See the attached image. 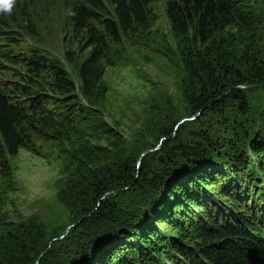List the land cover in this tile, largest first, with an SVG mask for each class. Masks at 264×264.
Here are the masks:
<instances>
[{"label":"trees","instance_id":"16d2710c","mask_svg":"<svg viewBox=\"0 0 264 264\" xmlns=\"http://www.w3.org/2000/svg\"><path fill=\"white\" fill-rule=\"evenodd\" d=\"M139 46L197 117L158 127L137 168L106 119L105 75ZM0 71V264H264V0H14L0 5ZM37 141L62 159L73 225L49 250L65 226L5 213Z\"/></svg>","mask_w":264,"mask_h":264},{"label":"rangeland","instance_id":"374dc122","mask_svg":"<svg viewBox=\"0 0 264 264\" xmlns=\"http://www.w3.org/2000/svg\"><path fill=\"white\" fill-rule=\"evenodd\" d=\"M162 6V3L157 5L155 43L163 39L167 30ZM54 15L52 31H56L58 21V14ZM118 56L120 60L105 75L109 90L106 119L111 125L112 119L115 120L127 144L125 159L135 161L139 168L142 161L137 166L138 160L144 152L157 153L160 149L154 150L162 141L157 136V128H168L174 122L189 119L188 109L178 74L154 50L139 46L121 51ZM70 74L73 76L72 71ZM152 110L160 112L159 120ZM206 120L213 121V118ZM36 144L40 156L25 150L19 152L15 164L18 191L10 198L5 213L14 224L40 219L52 229L66 228L71 225V217L58 201L65 187L62 159L48 142Z\"/></svg>","mask_w":264,"mask_h":264},{"label":"water","instance_id":"95a60500","mask_svg":"<svg viewBox=\"0 0 264 264\" xmlns=\"http://www.w3.org/2000/svg\"><path fill=\"white\" fill-rule=\"evenodd\" d=\"M257 88H259V87H257ZM263 88H264V86H263ZM195 118H196V116H194V117H192V118H189V119L181 120V121L177 124L176 127H178L179 125L183 124L184 122L192 121V120H194ZM161 142H162V141H161ZM160 145H161V144H159L158 147H157L156 149H154V150H157L158 148H160ZM152 152H153V150H150V151H146V152H144V153L141 155V157L139 158L137 166L140 165L141 161L144 159L145 156H147L149 153H152ZM72 227H73V225H69L68 227H66L65 230L63 231V233H62L61 236H59V237L56 238V239H53V241L49 244L47 250H49V248L52 246V243H53V242H57V241L63 240V239L68 235V233H69V231L71 230ZM46 252H47V251H46ZM44 253H45V252H44ZM42 256H43V255H41V256L37 259V261H36L35 264H39V262H40Z\"/></svg>","mask_w":264,"mask_h":264},{"label":"clouds","instance_id":"9594fccd","mask_svg":"<svg viewBox=\"0 0 264 264\" xmlns=\"http://www.w3.org/2000/svg\"><path fill=\"white\" fill-rule=\"evenodd\" d=\"M13 3L14 0H0V4L3 5V10L6 12H10Z\"/></svg>","mask_w":264,"mask_h":264}]
</instances>
